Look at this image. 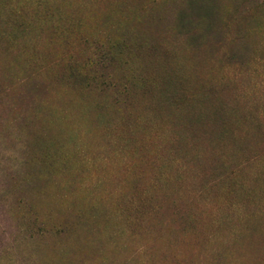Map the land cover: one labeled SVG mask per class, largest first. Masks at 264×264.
Instances as JSON below:
<instances>
[{
    "label": "rangeland",
    "instance_id": "rangeland-1",
    "mask_svg": "<svg viewBox=\"0 0 264 264\" xmlns=\"http://www.w3.org/2000/svg\"><path fill=\"white\" fill-rule=\"evenodd\" d=\"M0 264H264V0H0Z\"/></svg>",
    "mask_w": 264,
    "mask_h": 264
}]
</instances>
